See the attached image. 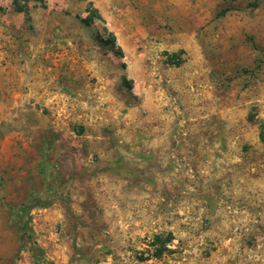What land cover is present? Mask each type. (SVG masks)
Segmentation results:
<instances>
[{"label":"rangeland","instance_id":"rangeland-1","mask_svg":"<svg viewBox=\"0 0 264 264\" xmlns=\"http://www.w3.org/2000/svg\"><path fill=\"white\" fill-rule=\"evenodd\" d=\"M249 4L0 0V264H264Z\"/></svg>","mask_w":264,"mask_h":264},{"label":"trees","instance_id":"trees-1","mask_svg":"<svg viewBox=\"0 0 264 264\" xmlns=\"http://www.w3.org/2000/svg\"><path fill=\"white\" fill-rule=\"evenodd\" d=\"M31 1H34V2H41L42 0H31ZM258 1L259 0H249L250 4L249 6L251 8H256L257 7V4H258ZM92 17H89L87 19H84L83 22L85 24H89L90 21L92 20L91 19ZM96 18H99V17H96ZM99 42L103 43V44H109V43H105L106 41H100L99 39ZM112 44H113V37H112ZM117 54L118 55H121V51L119 49H117ZM172 241V236L171 234H168L164 239H161V237L159 235H156L153 237V240H152V244L150 245L151 247L154 248V253L152 255V257L156 258V259H159L162 257V255L164 254V252L168 251L167 249V245ZM159 242H161L160 244H158ZM160 246V247H159ZM137 260L139 261H144L145 259H143L142 257H139L137 258Z\"/></svg>","mask_w":264,"mask_h":264},{"label":"crops","instance_id":"crops-1","mask_svg":"<svg viewBox=\"0 0 264 264\" xmlns=\"http://www.w3.org/2000/svg\"><path fill=\"white\" fill-rule=\"evenodd\" d=\"M18 95L20 96L21 100H23V101L24 100H27L28 99V96H29V95H26L27 96L26 97L23 93H18ZM7 105L10 106V104H7Z\"/></svg>","mask_w":264,"mask_h":264}]
</instances>
